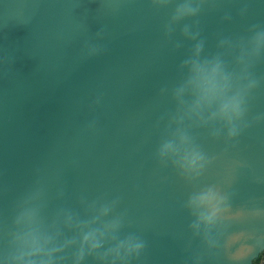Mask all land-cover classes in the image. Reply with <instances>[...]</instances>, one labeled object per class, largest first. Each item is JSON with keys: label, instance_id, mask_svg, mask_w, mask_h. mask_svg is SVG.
Returning <instances> with one entry per match:
<instances>
[{"label": "water", "instance_id": "obj_1", "mask_svg": "<svg viewBox=\"0 0 264 264\" xmlns=\"http://www.w3.org/2000/svg\"><path fill=\"white\" fill-rule=\"evenodd\" d=\"M184 2L0 0V251L27 201L57 243L79 239L65 214L89 228L117 222L116 239L143 243L127 264H253L264 253V233L250 234L233 260L211 250L186 207L212 186L232 212L264 209V53L248 68L256 83L238 135L182 125L206 157L197 177L156 156L178 127L173 93L193 47L238 71L236 50L264 31V0H190L197 14L173 20ZM235 223L222 218L212 234ZM75 251L65 248L59 264H73Z\"/></svg>", "mask_w": 264, "mask_h": 264}, {"label": "clouds", "instance_id": "obj_2", "mask_svg": "<svg viewBox=\"0 0 264 264\" xmlns=\"http://www.w3.org/2000/svg\"><path fill=\"white\" fill-rule=\"evenodd\" d=\"M198 11V6L185 0L176 7L172 18L195 16ZM191 38L195 39V34ZM201 49L202 44L198 42L191 56L183 62L186 77L173 93L178 104V127L172 134L174 138L162 142L156 152L159 160L170 162L183 176L192 179L204 169L206 157L182 125L185 122L199 127L215 124L219 127L213 135L224 130L229 137L238 135L246 112V96L256 83L249 78L248 68L253 58L264 53V31L255 32L236 50L233 63L238 71L229 70L219 56L200 59ZM186 207L195 216L191 225L193 233L202 234L208 247L223 252L228 260H233L235 253L249 244L250 234L264 233L255 223L264 220V209L232 212L227 197L215 187L209 186L193 194ZM108 211V206L101 207L95 219L107 215ZM222 218L236 221L238 227L212 234L211 230ZM62 222L79 230L78 242L57 243L58 232L46 228L37 209L27 201L22 202L5 233L7 244L0 251V264H59V254L70 245L76 246L73 264H81L85 256H93L98 264H127L128 258L139 254L143 248V243L137 239H116L117 222L103 228H89L87 224L73 223V218L67 214ZM106 243L110 246L105 247Z\"/></svg>", "mask_w": 264, "mask_h": 264}, {"label": "trees", "instance_id": "obj_3", "mask_svg": "<svg viewBox=\"0 0 264 264\" xmlns=\"http://www.w3.org/2000/svg\"><path fill=\"white\" fill-rule=\"evenodd\" d=\"M263 259H264V253L260 254L259 257L256 260H254L253 264H261Z\"/></svg>", "mask_w": 264, "mask_h": 264}, {"label": "snow or ice", "instance_id": "obj_4", "mask_svg": "<svg viewBox=\"0 0 264 264\" xmlns=\"http://www.w3.org/2000/svg\"><path fill=\"white\" fill-rule=\"evenodd\" d=\"M223 190H221V192H222ZM236 224V223H235Z\"/></svg>", "mask_w": 264, "mask_h": 264}]
</instances>
